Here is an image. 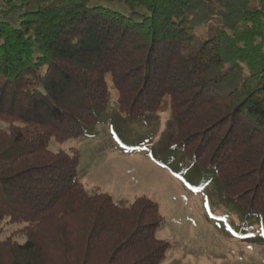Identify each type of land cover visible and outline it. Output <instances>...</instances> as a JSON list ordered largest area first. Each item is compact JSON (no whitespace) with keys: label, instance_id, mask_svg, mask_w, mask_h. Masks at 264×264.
I'll list each match as a JSON object with an SVG mask.
<instances>
[{"label":"trees","instance_id":"1","mask_svg":"<svg viewBox=\"0 0 264 264\" xmlns=\"http://www.w3.org/2000/svg\"><path fill=\"white\" fill-rule=\"evenodd\" d=\"M114 94L131 118L168 99V140L264 243V0H0V264L164 261L157 201L88 191L60 146Z\"/></svg>","mask_w":264,"mask_h":264},{"label":"rangeland","instance_id":"2","mask_svg":"<svg viewBox=\"0 0 264 264\" xmlns=\"http://www.w3.org/2000/svg\"><path fill=\"white\" fill-rule=\"evenodd\" d=\"M116 98L97 129L60 144L77 148L86 189L108 192L120 206L139 196L157 201L165 220L157 236L171 243L161 264H264V243L243 240V219L218 181L168 140V99L156 113L131 118L118 111Z\"/></svg>","mask_w":264,"mask_h":264}]
</instances>
